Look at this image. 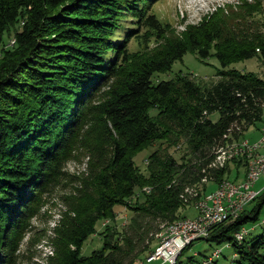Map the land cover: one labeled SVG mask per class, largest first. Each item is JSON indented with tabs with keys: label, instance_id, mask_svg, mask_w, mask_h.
<instances>
[{
	"label": "trees",
	"instance_id": "16d2710c",
	"mask_svg": "<svg viewBox=\"0 0 264 264\" xmlns=\"http://www.w3.org/2000/svg\"><path fill=\"white\" fill-rule=\"evenodd\" d=\"M257 4L219 7L181 38L152 14V0H0V45L12 32L15 40L0 49V264L12 263L43 196L67 181L65 165L80 154L88 168L65 198L66 220L49 264H136L151 252L146 242L156 225L160 231L186 219L179 212L191 205L181 198L187 188L202 185L205 192L204 178L217 185L230 179L231 163L246 170L244 157L217 171L209 165L217 147L246 139L264 115V79L230 68L254 57L264 67V20L253 17L264 7ZM129 13L148 38L162 42L156 50L129 53L136 29L119 21ZM192 52L218 60V81L154 80ZM182 144L187 154L179 163L168 150ZM156 145L143 173L135 158ZM254 202L207 239L232 243L239 264H264V235L235 238L261 223L264 191ZM116 207L132 217L124 231ZM103 220H111L99 234L103 247L83 256Z\"/></svg>",
	"mask_w": 264,
	"mask_h": 264
},
{
	"label": "rangeland",
	"instance_id": "374dc122",
	"mask_svg": "<svg viewBox=\"0 0 264 264\" xmlns=\"http://www.w3.org/2000/svg\"><path fill=\"white\" fill-rule=\"evenodd\" d=\"M152 14H155L156 19H158L163 25L170 26L173 28L171 31L175 37L184 38L185 33L190 26H196L204 21V18L211 13L215 12L217 8H227L233 6L234 10H237V6H241L244 3H255V0H152ZM259 7H264V0H258ZM131 13L128 14V16ZM257 21L264 20V13L256 14L253 16ZM112 18V17H111ZM120 23L124 24V29H136L133 33L136 37L132 38L128 44L129 53H151L156 50L162 42H158L152 37L150 32L147 31L146 27L140 25L139 20L130 17H121ZM16 30V29H15ZM125 30H122L119 37L123 39V34ZM264 33V29H263ZM171 36V34H170ZM14 37L13 32L10 38L6 39L4 43L5 46L0 45V49L13 46ZM230 68L238 69L244 73H253L264 79V67L257 57L236 63ZM221 66L215 57H210L207 60H203L198 57L195 52L188 53L181 60L173 65L171 71L167 73H161L156 75L154 80L158 82L162 81H176L177 76L186 77L189 81L195 83L196 85H210L212 82L219 80L217 77L218 71ZM176 77V78H175ZM157 111H152V115L155 116ZM213 120L218 119V115L212 117ZM264 127V115L261 121L257 122L252 128ZM261 128V129H262ZM247 132V131H246ZM246 135V133H245ZM248 139V138H247ZM249 140V139H248ZM259 140V139H258ZM159 145L155 147L148 148L140 152L136 158V166L140 167L143 173L147 172V158L152 154L154 150H157ZM168 152L181 163L183 157L186 156L187 152L185 150V145H180V147L170 148ZM245 158V157H244ZM246 162V159H245ZM88 168V158L82 156L81 154L76 159L69 161L64 168V172L68 174L67 181L62 180L60 184L55 188H50L48 192L43 196V201L41 206L38 207L37 212L31 218V221L27 224V229L19 237L17 246L14 248V257L11 259L10 264H49L52 258H56V240L58 237L57 231L64 226V221L66 217L64 214L67 213V207L65 205V198L70 197L73 189L77 186L76 181L82 179L83 174ZM246 165V173L247 172ZM224 169V168H223ZM241 169V170H240ZM230 179L231 181H237V173L240 172L241 182L245 179V171L243 168H237L230 164ZM225 181V180H223ZM222 181V182H223ZM206 191H202L201 194L205 195L213 193V191L218 188L220 184H215L213 181L210 184H206ZM200 190L204 189L201 187ZM194 187L197 190L198 187ZM256 191H264V175L260 177L257 183L253 187ZM141 193L137 192V197H140ZM144 199H141L143 202ZM256 202H252L248 209H252ZM116 220L118 224V229L124 231L128 228L130 224V219L132 217L129 211L125 207H116ZM197 209L193 205H186L183 207L179 214L187 218H195L198 215ZM126 221H125V220ZM182 220V219H181ZM180 220V221H181ZM261 223L258 225L247 226L248 234L245 236L246 240H251L253 238H258L264 235V207L260 213ZM108 221V222H106ZM176 222V221H175ZM124 223V224H123ZM174 223V222H173ZM111 224V220H103L97 224V232L90 237L83 245L82 255L90 256L96 250H100L103 247V240L100 237V233L103 229ZM165 225V224H163ZM161 225V227L163 226ZM160 224L156 225V230L152 231L147 240V244L152 248L151 251L159 245V239L156 237L157 231H159ZM222 251L218 258H214L213 264H239V259L235 258L236 248L231 243L216 244L208 240H199L191 244L183 254L180 256L181 264H204L209 259H213L215 252ZM145 256V255H144ZM141 258L139 260H144L146 258ZM138 260V261H139ZM137 261V262H138ZM136 262V264H137Z\"/></svg>",
	"mask_w": 264,
	"mask_h": 264
},
{
	"label": "built area",
	"instance_id": "2783aa9c",
	"mask_svg": "<svg viewBox=\"0 0 264 264\" xmlns=\"http://www.w3.org/2000/svg\"><path fill=\"white\" fill-rule=\"evenodd\" d=\"M262 142H264V133L261 134V140L255 142L248 140L242 144L241 149L232 155L231 160L249 156L253 153L254 146L260 145ZM261 156L262 163L253 165L252 172L245 175L243 181H223L216 190V194L205 193L204 202L200 204L197 210L199 212L197 217L185 219L183 230H177L173 237L165 241V245L158 247L156 253L142 264L177 263L181 253L190 247L192 243L207 240L215 227L239 218L242 212L262 192L253 189L260 177L264 175V155ZM245 231L248 230L243 228L236 233L235 238L241 239L242 233ZM214 258L206 261L207 264H213Z\"/></svg>",
	"mask_w": 264,
	"mask_h": 264
},
{
	"label": "bare ground",
	"instance_id": "6f19581e",
	"mask_svg": "<svg viewBox=\"0 0 264 264\" xmlns=\"http://www.w3.org/2000/svg\"><path fill=\"white\" fill-rule=\"evenodd\" d=\"M12 42L14 43L15 41H12ZM262 133H264V127L261 129L259 140H261ZM247 141L248 139L241 138L239 141L227 142L225 145L217 147L214 150L212 162L209 165V169L212 171H217V170L225 168L227 163L231 161L232 155L236 154V152H238L239 149H241L242 144H244ZM261 155H264V142H262L260 145H255L253 148V153H251L249 156H245L247 167H248L247 168L248 173L252 172L253 165H258L262 163ZM203 172L206 173V171H203ZM245 175H247V173ZM225 181H230V180H225ZM212 182H213V179L210 180L207 177L202 180L203 184H210ZM220 185L218 186V188L220 187ZM218 188H216V190H218ZM216 190L213 191V193L211 194H216ZM145 191L149 193L150 190L145 189ZM201 192L202 191H200V189L197 190L196 188H187L185 190V193L181 196V198L185 201V203H188V202L190 203L191 201L190 204L193 205L198 210L200 204L204 202L205 195H202ZM180 220H177L176 222L171 223V224H165L162 227H160L161 229L159 231L160 233L156 234L157 239H159V245L155 248V250L149 252V254L144 257L146 259L139 260L137 264H142L143 262L149 260L151 256H153V254L156 253L157 248L165 245V241L173 237L174 233L177 230H183V222L185 221V219H182L181 221ZM247 234H248V231L243 232L241 239H236V242L237 243L242 242ZM221 253L222 251L215 252L214 257L218 258V256L221 255ZM234 257L237 258L238 256L235 254ZM174 264H177V263H174Z\"/></svg>",
	"mask_w": 264,
	"mask_h": 264
},
{
	"label": "crops",
	"instance_id": "0c3cea01",
	"mask_svg": "<svg viewBox=\"0 0 264 264\" xmlns=\"http://www.w3.org/2000/svg\"><path fill=\"white\" fill-rule=\"evenodd\" d=\"M261 128H262V126H260V127H255V128H252V127H250L248 130H247V132H245L246 133V135L244 134V137L247 139H249L250 141H252V142H255V141H257L259 138H260V132H261ZM241 170V169H240ZM243 170L245 171L244 173L246 174V170L243 168ZM244 174V175H245ZM240 172H238L237 173V178H238V180H240ZM245 177V176H244ZM237 180V181H238Z\"/></svg>",
	"mask_w": 264,
	"mask_h": 264
}]
</instances>
